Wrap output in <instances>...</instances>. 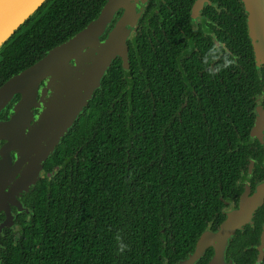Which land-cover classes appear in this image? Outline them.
Returning a JSON list of instances; mask_svg holds the SVG:
<instances>
[{
    "label": "trees",
    "instance_id": "16d2710c",
    "mask_svg": "<svg viewBox=\"0 0 264 264\" xmlns=\"http://www.w3.org/2000/svg\"><path fill=\"white\" fill-rule=\"evenodd\" d=\"M70 1L47 0L3 44V79L28 56H41L67 38L56 33L62 7ZM223 1L229 40L242 39L238 55L251 62L243 5ZM152 56L150 47H135L128 74L116 63L106 72L93 100L47 162L49 171L61 165L55 185H37L32 193V228L17 242H4L0 264H161L166 251L184 260L209 224L222 222L223 201L236 191L241 175L246 179L252 152L245 97L225 91L223 120L211 119L207 134L204 128L186 127L180 137V130L172 131L167 123L169 106L156 100L152 107L142 93L147 80L153 83L154 68L147 66ZM123 76H131L128 86ZM239 187L237 193L243 190ZM263 220L261 215L258 224ZM212 255L208 249L200 264Z\"/></svg>",
    "mask_w": 264,
    "mask_h": 264
},
{
    "label": "flooded vegetation",
    "instance_id": "af4514ba",
    "mask_svg": "<svg viewBox=\"0 0 264 264\" xmlns=\"http://www.w3.org/2000/svg\"><path fill=\"white\" fill-rule=\"evenodd\" d=\"M100 1L71 0L68 4H64L61 10L64 18L56 36L59 39L66 36L65 40H67L87 27L100 15L107 0ZM196 3L197 0H137L133 3L135 4L134 8L121 6L100 40L103 42L112 35L117 21L124 13L133 11L136 19L134 24L129 27L125 40L128 50V66L124 68L121 58L117 57L109 69L116 63L121 65L125 73L128 74L131 66V52L135 50V47H150L153 56L147 59L149 61L147 66L154 68L153 83L147 80L142 86V93L145 96L148 95L152 107L156 100L164 106H169L170 117L167 123L170 124L172 131L180 130V137L186 127L190 129L204 128V132L207 134L211 119L218 123L223 120L224 110L227 107L224 103L225 91L233 89V91L236 90L243 94L246 104L245 113H247V115H243L246 123H250L249 144L252 152L250 156H247L246 171L244 172L246 179L242 180L241 175L235 182L236 191H239L240 184L242 192L231 191L228 200L223 201L224 208L221 210V216H224L225 219L230 208H238L240 197L246 188L249 189L250 195H253L255 189L264 183V125L260 132L252 135L256 122L261 113H264V65H257L254 55L251 62L243 61L238 55L243 40L235 37H233L234 41L229 40L230 32L224 26V18L228 13L223 0H206L200 8H196ZM97 7L99 8L98 12L95 11ZM243 10L245 13L244 6ZM71 12H73V16L70 14ZM77 17H80V20ZM79 23L84 25L77 30ZM72 31L75 32L72 33ZM48 51L41 56H28L26 60L14 66L15 68L19 66V70L11 76L33 65ZM33 59L35 61L28 65L27 62ZM108 70L104 71L98 87L94 90L92 98L85 108L93 100L94 93L100 87ZM11 76L3 79L0 74V87ZM130 78L131 76L121 78L124 86L129 85ZM151 85L156 90V96H154ZM47 89V84L42 81L36 93V105H41L46 100L50 94ZM20 99V95L13 97L7 107L0 112V122L10 120L13 115L12 110ZM32 110L36 116L40 109L33 106ZM228 116L229 113H226V117ZM32 123L33 121L29 122L30 127ZM231 125L233 126V124ZM233 128L236 131L235 127ZM28 131L29 128H26V134ZM239 138L237 134L236 144ZM19 146L11 144L7 136H0V189L3 193L0 199V203H2L0 207V252L5 250V241L11 240L12 243H15L26 235L27 228H32V193L37 185H55L54 176L61 168V165L57 164L52 171L47 170V162L54 152L43 164V170L48 178L41 177L36 180L34 185L29 184L30 178L28 179L26 176L29 169L28 164H31L29 161L31 155L27 154L28 157L21 164L22 153ZM228 151L231 152L230 149ZM77 152L74 155H77ZM259 210L260 214L255 215ZM257 211L250 224L237 231L231 251H229L230 245L228 246L226 251L228 263L264 264V220L263 223L258 224L259 217L261 215L264 217V203ZM219 225L214 227L209 224L207 231L214 232ZM259 227V232H255ZM256 237L258 241H256ZM169 238L172 239V233H169ZM162 242L167 244L168 240L163 239ZM191 251H188L186 255ZM210 257L206 259L205 264H208ZM204 258L205 255L196 264H200ZM181 259H178L174 253L166 251L161 258V264H180Z\"/></svg>",
    "mask_w": 264,
    "mask_h": 264
},
{
    "label": "water",
    "instance_id": "95a60500",
    "mask_svg": "<svg viewBox=\"0 0 264 264\" xmlns=\"http://www.w3.org/2000/svg\"><path fill=\"white\" fill-rule=\"evenodd\" d=\"M47 0H0V49L11 36ZM137 0H107L100 15L83 30L63 43L50 49L30 67L11 76L0 87V112L7 107L14 96L21 99L15 104L7 122H0V136H7L11 144L20 145L21 164L31 156L27 178L29 184L48 178L43 170L44 162L55 152L69 128L74 124L88 101L104 71L108 70L115 58H121L124 68L128 66V50L125 40L129 27L136 19L128 11L117 21L115 31L103 42L100 40L112 22L119 7L134 8ZM206 0H197L196 8ZM245 9L248 36L257 65H264V0H240ZM48 86L50 94L41 105H36V93L41 82ZM39 108L34 115L32 107ZM33 121L32 126L29 122ZM264 125V113L252 130L260 132ZM29 131L25 132V129ZM264 165V161H263ZM20 188V187H18ZM0 189V199L2 197ZM264 203V183L253 195L246 188L241 195L238 208H230L224 221L214 232L206 231L196 241L193 252L180 264H196L208 249L213 250L208 264H230L226 251L236 232L250 224L254 213ZM2 203H0V207Z\"/></svg>",
    "mask_w": 264,
    "mask_h": 264
}]
</instances>
